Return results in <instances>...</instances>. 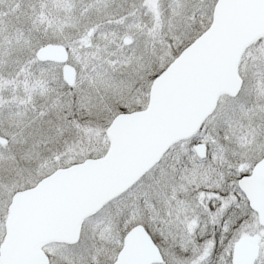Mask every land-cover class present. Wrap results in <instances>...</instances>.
Listing matches in <instances>:
<instances>
[{"label": "snow or ice", "instance_id": "snow-or-ice-1", "mask_svg": "<svg viewBox=\"0 0 264 264\" xmlns=\"http://www.w3.org/2000/svg\"><path fill=\"white\" fill-rule=\"evenodd\" d=\"M0 264H264V0H0Z\"/></svg>", "mask_w": 264, "mask_h": 264}]
</instances>
